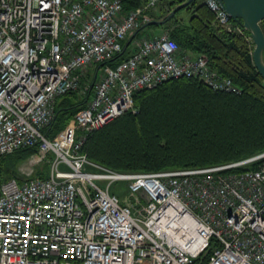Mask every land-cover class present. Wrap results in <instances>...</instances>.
<instances>
[{
    "label": "built area",
    "instance_id": "1",
    "mask_svg": "<svg viewBox=\"0 0 264 264\" xmlns=\"http://www.w3.org/2000/svg\"><path fill=\"white\" fill-rule=\"evenodd\" d=\"M158 3L126 10L123 0H0V156L38 146L18 166L20 179L0 182V264H264V160L233 170L264 151L219 165L120 172L83 150L96 130L139 111L138 91L164 81L194 78L241 93L171 29L136 35L126 58L109 64L155 19ZM205 3L220 30L253 45L217 0ZM88 91L51 140L44 129L57 98ZM41 163L46 175L35 174Z\"/></svg>",
    "mask_w": 264,
    "mask_h": 264
},
{
    "label": "trees",
    "instance_id": "2",
    "mask_svg": "<svg viewBox=\"0 0 264 264\" xmlns=\"http://www.w3.org/2000/svg\"><path fill=\"white\" fill-rule=\"evenodd\" d=\"M123 1L129 10L146 0ZM185 1L161 0L159 11L153 12L155 19L170 15L165 14V6L173 10ZM183 11L187 16L179 18ZM179 14L146 27L173 29L171 36L181 46L207 54L212 67L231 78L241 93L216 91L194 78L171 79L142 89L135 95L138 112L127 111L89 136L83 150L93 161L120 172L157 171L225 164L264 151V79L251 46L242 35L220 30L204 0H194ZM127 54L128 49L120 52L109 64L117 65ZM90 95V91L84 96L69 92L57 98L55 118L44 133L55 140ZM37 150L38 146H29L0 156V182L20 179L19 163ZM12 154H20L19 162L6 160ZM46 165L40 164L35 174L46 175Z\"/></svg>",
    "mask_w": 264,
    "mask_h": 264
},
{
    "label": "water",
    "instance_id": "3",
    "mask_svg": "<svg viewBox=\"0 0 264 264\" xmlns=\"http://www.w3.org/2000/svg\"><path fill=\"white\" fill-rule=\"evenodd\" d=\"M194 0H186L177 5L170 15L163 20L154 19L141 28L153 24H160L168 21L172 17H176L183 8L190 5ZM223 9L240 24L246 31H248L254 41L255 47L253 50L254 63L264 79V28L262 22L264 21V0H217ZM141 29L136 30L129 41L125 45V50L130 44L132 38L138 34Z\"/></svg>",
    "mask_w": 264,
    "mask_h": 264
},
{
    "label": "rangeland",
    "instance_id": "4",
    "mask_svg": "<svg viewBox=\"0 0 264 264\" xmlns=\"http://www.w3.org/2000/svg\"><path fill=\"white\" fill-rule=\"evenodd\" d=\"M160 1L161 0H159V3H160ZM159 3H158V6H157V10L159 11ZM165 9H166V15H168V13L170 12V8L168 7V6H165ZM165 29H171V28H165ZM162 30H164V29H162ZM161 30V31H162ZM171 30H173V29H171ZM157 33H159V32H157ZM156 33V34H157ZM247 44L249 45V42L247 41ZM193 51H195L196 53H204V52H199V51H196L195 49H192ZM205 54V53H204ZM81 95H86V94H81ZM19 155L20 154H12L11 156H9V157H7L6 158V160H11V162H13V163H17V162H19ZM22 163V162H21ZM21 163H19V165L21 164ZM42 164V163H41ZM18 165V166H19ZM39 166V165H38ZM47 168H48V165H46V167H45V169L47 170ZM113 189L115 190V191H117V192H119L120 193V195L123 197V199H125V198H127L128 197V190H127V187H126V184L125 183H123V182H116V183H114V185H113Z\"/></svg>",
    "mask_w": 264,
    "mask_h": 264
},
{
    "label": "bare ground",
    "instance_id": "5",
    "mask_svg": "<svg viewBox=\"0 0 264 264\" xmlns=\"http://www.w3.org/2000/svg\"><path fill=\"white\" fill-rule=\"evenodd\" d=\"M125 113V112H124ZM122 115V114H121ZM51 140H53V139H51ZM263 152V151H262ZM260 153V152H259ZM257 154V153H256ZM255 155V154H254ZM253 156V155H252ZM250 157V156H249ZM247 158V157H246ZM245 159V158H244ZM242 160V159H241ZM264 159H261V160H259V161H257V162H254V163H258V164H260L262 161H263ZM237 161H239V160H237ZM232 162H235V161H232ZM229 163V162H228ZM249 164H252V163H249ZM249 164H246V165H239V166H237L236 168H234L233 170L234 171H247V170H249V169H246V170H236L237 168H240V167H245V166H247V165H249ZM258 167H259V165H258ZM257 167V168H258ZM256 168V169H257ZM174 169H178V168H174ZM252 170H255V169H252ZM187 222H189L188 220H186ZM172 231H173V234L175 235V236H177L182 242H184V240H185V237L181 234V230H174V229H172ZM187 233H188V235H192L193 234V232H192V230H187L186 231ZM175 239H177V238H175Z\"/></svg>",
    "mask_w": 264,
    "mask_h": 264
},
{
    "label": "crops",
    "instance_id": "6",
    "mask_svg": "<svg viewBox=\"0 0 264 264\" xmlns=\"http://www.w3.org/2000/svg\"><path fill=\"white\" fill-rule=\"evenodd\" d=\"M186 16H187V13L185 11H183L181 14L178 15L179 18L186 17ZM158 19H161V18H158ZM162 29H165V27L164 26L146 27L145 29L141 31V33L146 34V35H154L157 32H161Z\"/></svg>",
    "mask_w": 264,
    "mask_h": 264
}]
</instances>
